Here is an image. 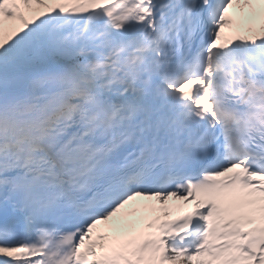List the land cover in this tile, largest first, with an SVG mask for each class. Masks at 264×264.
Returning <instances> with one entry per match:
<instances>
[{
  "label": "snow or ice",
  "instance_id": "snow-or-ice-1",
  "mask_svg": "<svg viewBox=\"0 0 264 264\" xmlns=\"http://www.w3.org/2000/svg\"><path fill=\"white\" fill-rule=\"evenodd\" d=\"M181 258L264 264V0H0V264Z\"/></svg>",
  "mask_w": 264,
  "mask_h": 264
},
{
  "label": "bare ground",
  "instance_id": "bare-ground-1",
  "mask_svg": "<svg viewBox=\"0 0 264 264\" xmlns=\"http://www.w3.org/2000/svg\"><path fill=\"white\" fill-rule=\"evenodd\" d=\"M175 264H188V263L183 258H181L179 261H176Z\"/></svg>",
  "mask_w": 264,
  "mask_h": 264
}]
</instances>
